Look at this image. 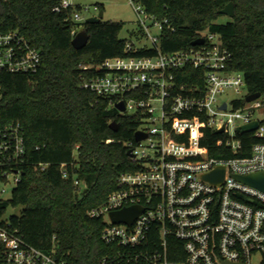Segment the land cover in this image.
Segmentation results:
<instances>
[{
	"label": "built area",
	"instance_id": "obj_1",
	"mask_svg": "<svg viewBox=\"0 0 264 264\" xmlns=\"http://www.w3.org/2000/svg\"><path fill=\"white\" fill-rule=\"evenodd\" d=\"M130 2L151 44L136 46L127 41L126 50L156 51L82 65L89 73L82 75L81 85L99 96L116 98L115 105L123 101L125 110L119 109L123 113L141 111L144 116L137 131L148 134L127 143L139 168L121 173L107 199L87 210L89 216L104 219L103 240L118 246L102 264H264V191L235 177L264 171V141L255 143L248 155L227 158L215 157L200 145L203 125L223 128L226 144L235 152L241 148L239 134L243 133L238 126L257 119L259 127L252 132L264 137V118L255 116L264 104L262 95L237 107L234 99L221 100L227 89L240 93L246 80L242 71L229 68L232 53L220 35L199 31L197 38L203 37V43L164 51L161 35L168 19L161 21L137 0ZM69 6H74L72 0H60L54 10ZM72 17L82 19L77 11ZM155 27L158 33L154 34ZM42 61L43 51L25 34L0 30V72H36ZM189 67L204 70V87L195 80L178 83L179 76L189 75ZM154 103L159 104V115ZM175 134H189V139H177ZM25 153L22 124L0 126V183L14 182L11 197L22 178ZM222 165L221 183L202 177ZM40 166L44 169L47 164ZM61 170L64 178L70 176L64 163ZM74 183L81 190V180L75 178ZM7 191V187L0 189V201L9 199L4 196ZM131 205L143 207L131 224L113 221L112 211ZM7 209L0 215V264H69L58 256L56 245L46 251L12 229Z\"/></svg>",
	"mask_w": 264,
	"mask_h": 264
},
{
	"label": "trees",
	"instance_id": "obj_2",
	"mask_svg": "<svg viewBox=\"0 0 264 264\" xmlns=\"http://www.w3.org/2000/svg\"><path fill=\"white\" fill-rule=\"evenodd\" d=\"M137 1L159 20L168 19L161 35L164 51L191 47L199 31L217 32L232 53L229 68L242 71L248 94L262 92L264 103V0ZM230 1L235 4L234 17L219 20L224 15L219 10ZM59 3L0 0V30L17 29L43 51L36 72H0V126L19 121L26 147L22 178L12 197L0 201V215L9 206L20 207V213L9 219L26 241L46 251L56 245L58 256L69 264H102L118 246L103 240L104 219L89 216L87 210L107 199L121 173L139 168L127 143L135 142L144 114L123 113L116 98L84 88L82 75L89 71L82 65L156 50L128 52L127 40L120 37L124 22L79 23L72 17L74 6L54 10ZM79 25L90 36L83 48L72 42ZM186 73L189 77L179 76L178 83L195 80L204 87V70L189 67ZM233 103L237 107L246 99ZM227 136L203 125L200 145L215 157L227 158L248 155L255 143L264 141L252 131L240 133L241 148L235 152L227 146ZM174 137L188 140L189 134ZM40 163L47 166L42 169ZM63 163L68 178L62 175ZM75 178L81 180V190Z\"/></svg>",
	"mask_w": 264,
	"mask_h": 264
},
{
	"label": "rangeland",
	"instance_id": "obj_3",
	"mask_svg": "<svg viewBox=\"0 0 264 264\" xmlns=\"http://www.w3.org/2000/svg\"><path fill=\"white\" fill-rule=\"evenodd\" d=\"M74 3L75 11L79 12L82 19L77 22L84 23V19H87L91 16H97L102 9L104 10L103 20H113V21H122L124 22V27L120 32V37L126 39L127 41L133 42L136 46L139 45H150V40L146 37V34L141 29L138 21V13L134 5L130 0H72ZM230 16L224 14L219 20H228ZM148 22H150L148 20ZM78 31L84 29L83 26H78ZM152 32L158 33V28H153ZM241 92L235 91V89H227L224 96L221 97V100L229 99L233 100L236 98H243L247 92V87L243 86ZM263 100V97H262ZM156 107L155 114L159 115L161 109L159 108L158 103H154ZM256 117L264 118V104L261 108L256 109ZM158 124V123H157ZM145 145H148V141L145 142ZM14 185L12 181L10 184L0 183V189L2 187H7L8 191L4 193L5 198H11V190ZM20 207L9 206L6 211V216H11L12 214H19Z\"/></svg>",
	"mask_w": 264,
	"mask_h": 264
},
{
	"label": "water",
	"instance_id": "obj_4",
	"mask_svg": "<svg viewBox=\"0 0 264 264\" xmlns=\"http://www.w3.org/2000/svg\"><path fill=\"white\" fill-rule=\"evenodd\" d=\"M220 13H224L230 17H234L235 15V4L233 1H230L229 3H227L225 5V7L221 8L219 10ZM104 17V10L101 9L99 14L97 16H91L89 18L86 19V22H98L103 20ZM89 34L87 32V30L82 29L80 31H78L75 36L73 37V45L76 48H83L84 46H86V44L89 41ZM204 42V38L203 37H199L196 38L193 41V44H201ZM262 95V92L258 91V92H254V93H249L246 95L245 99L247 101H252L258 97H260ZM117 108L120 110H125V103L123 101L117 103ZM226 106V103L224 104V107ZM259 121L257 119L252 120L249 123L240 125L237 127V130L240 132H249V131H254L255 129H257L259 127ZM111 126L116 128L117 127V122L113 121L111 123ZM223 128H219L216 131L221 132L223 131ZM148 136V134L146 132H143L141 130L136 131L135 133V139L136 140H141L144 139ZM129 155H132V149L128 150ZM204 179L214 183V184H219L221 183L224 178H225V166H218L215 169L206 172L203 174L202 176ZM235 177L252 186H255L261 190L264 191V171H259V172H253V173H248V174H235ZM143 210V207L141 205H131V206H127V207H123L119 210L116 211H112L111 212V217L113 219L114 222H127V223H132L133 220L141 213V211Z\"/></svg>",
	"mask_w": 264,
	"mask_h": 264
}]
</instances>
